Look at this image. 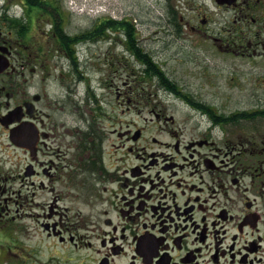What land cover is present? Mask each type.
I'll use <instances>...</instances> for the list:
<instances>
[{"label": "flooded vegetation", "instance_id": "af4514ba", "mask_svg": "<svg viewBox=\"0 0 264 264\" xmlns=\"http://www.w3.org/2000/svg\"><path fill=\"white\" fill-rule=\"evenodd\" d=\"M152 1L196 95L139 12L0 0V264H264V0Z\"/></svg>", "mask_w": 264, "mask_h": 264}, {"label": "rangeland", "instance_id": "374dc122", "mask_svg": "<svg viewBox=\"0 0 264 264\" xmlns=\"http://www.w3.org/2000/svg\"><path fill=\"white\" fill-rule=\"evenodd\" d=\"M65 1L67 7L70 9H95L93 13H99L103 14L104 11H112V13L116 16H118V19H121L124 17L123 15H129L134 14L136 15L138 12L140 13V18L138 21L142 22H150L152 29L146 30L145 28H142V37H156L158 39H162L163 43L156 44V46H150L147 47V51L152 50L154 47L156 49L158 47L165 48L166 51L163 53V55L160 57L162 59L163 63V69L167 71V75H172L173 79L181 86L185 87L186 90L190 88L191 93L196 95L195 89L197 90L198 87V79H197V68H196V59L195 55V48L192 46V43L190 40L184 41V39H188V37L185 34H182L178 37L183 38L182 40H176V36L171 35L173 34V26L170 27L167 24V21L164 17H160L158 13V9H152L153 1L152 0H110L109 2L107 0H86V2L81 3L79 0H63ZM190 1V0H189ZM100 9V10H98ZM97 10V11H96ZM194 13L191 9H186L185 14L186 16L192 15ZM176 21V19H174ZM145 29V30H144ZM177 52V53H175ZM164 101H169L165 100ZM172 105L177 104L178 108L182 110L183 112H186L185 106L181 104L179 101L174 102V100H171ZM179 115V114H178ZM196 118L198 120H201L203 122V126H206L207 118L205 116H201L199 114L196 115ZM4 138L0 139V144L5 143L6 141L3 140ZM2 148V145H0V159H12V161L8 162L6 165L7 169H15V159L12 151H4ZM18 205V204H17ZM13 214L16 209V206L12 207ZM18 208V207H17ZM22 208H20L21 210ZM23 209H25V206H23ZM22 214V211L20 212ZM15 215V214H14ZM22 222H25L26 227L30 230H33L36 226V223L27 218H22L20 220H17L16 224H20ZM9 233L8 231H5L3 229H0V235L1 236H7ZM25 233L19 232L16 235V240L21 241L24 239ZM38 242H40V238L34 237L31 241L34 245H40ZM0 243L4 244V242L0 241ZM41 246V245H40ZM1 250H4V248L1 246ZM12 251L13 254H16V248L15 247H8L7 248V254ZM1 259V256H0Z\"/></svg>", "mask_w": 264, "mask_h": 264}, {"label": "water", "instance_id": "95a60500", "mask_svg": "<svg viewBox=\"0 0 264 264\" xmlns=\"http://www.w3.org/2000/svg\"><path fill=\"white\" fill-rule=\"evenodd\" d=\"M12 140H13V137H12Z\"/></svg>", "mask_w": 264, "mask_h": 264}]
</instances>
